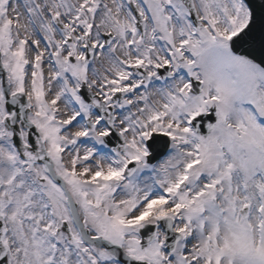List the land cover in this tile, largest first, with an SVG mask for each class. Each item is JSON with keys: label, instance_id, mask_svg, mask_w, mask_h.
<instances>
[{"label": "snow or ice", "instance_id": "6c2138e0", "mask_svg": "<svg viewBox=\"0 0 264 264\" xmlns=\"http://www.w3.org/2000/svg\"><path fill=\"white\" fill-rule=\"evenodd\" d=\"M0 264H264V0H0Z\"/></svg>", "mask_w": 264, "mask_h": 264}]
</instances>
